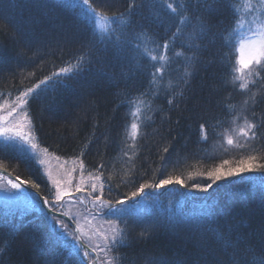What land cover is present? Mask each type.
Instances as JSON below:
<instances>
[{"label": "trees", "instance_id": "16d2710c", "mask_svg": "<svg viewBox=\"0 0 264 264\" xmlns=\"http://www.w3.org/2000/svg\"><path fill=\"white\" fill-rule=\"evenodd\" d=\"M59 2L0 0V93H10L14 97L19 90L31 87L45 75L71 63L78 54L80 45L74 42L63 46V52L53 45L54 51L44 50L46 54L33 56L38 40L47 28L42 6ZM91 2L104 17L124 13L123 19L128 22L126 31L141 37L135 41L141 45V49L139 52H129V61L123 68L104 67V71L115 75L116 83L98 74L96 68L101 66L96 65L91 72L65 81L62 86L32 102L30 110L37 126L34 134L40 136L42 146L49 147L50 152L67 160L69 167L80 151H85L83 158L89 170L103 163L105 184L110 179L113 186L111 195L106 186L105 199H115L134 190L140 178H163L161 173L179 176L190 189L192 183L208 180L197 173L216 167L224 160L235 167L240 159L257 155V163H264V140L248 142L244 135L249 125L257 124L259 118L264 116V73H253L246 75L244 80L232 81L230 67L214 59L216 47L209 46V50L203 54L205 63L191 77L190 86L183 90V100L178 106L175 103L168 105L169 93L181 91L176 84L183 75L184 61L175 56V52L181 50L180 46L170 45L168 59L163 61H152L149 55L143 53V38H147L150 41L147 45L150 55L160 57L164 54V49L157 45H162L171 31H175V25L179 24V18L171 15L164 5L172 4L179 8L180 4L186 5L189 0H135L131 15L127 9L132 0H105L104 4L100 0ZM232 2L238 13L236 18L248 20L244 11L246 0ZM252 2L255 4L258 0ZM56 11L65 20L75 19L79 15L78 9L70 7H58ZM218 19L230 23L232 14L225 12ZM169 28L171 31H166ZM21 49H24L25 55H19ZM161 66L164 68L163 78L158 76L152 82L151 72ZM30 72L35 75L24 79ZM225 80L229 81L227 86L224 85ZM243 83L247 84V88L240 87ZM5 95H0V102ZM137 106L141 111L136 122L141 124V128L133 141L131 113ZM5 114L0 111V115ZM201 124L205 125L204 133L200 131ZM258 132L264 133V129H258ZM166 145L171 147L168 153H163L162 148ZM124 151L128 152L127 156L123 154ZM0 166L22 179L29 176L37 179V182L45 179L44 175H40L42 167L37 168L14 151L0 155ZM49 167L54 174L59 171L54 158L50 159ZM74 175V182H77L79 172ZM130 176L136 182L124 186L121 181H127ZM85 179L87 182V175ZM232 179L237 186L240 185V177ZM218 183L219 187L214 185L207 193L196 190L189 192L188 198L183 201L185 212L191 211L195 203L213 202L217 208L213 227H219L225 233L232 229L233 239L237 235L245 237L257 249L259 256L261 237L264 236V187L256 182L239 191H232L223 182ZM180 192V186L172 184L157 190L153 199L161 202L172 197L179 199ZM75 196L85 203L88 198L80 193ZM85 203L74 199L66 210L86 215ZM154 211L146 210L145 215L151 217ZM0 224L7 225L0 227V247H5L0 254V264H67L69 259L71 264H76L75 258L68 257L62 242L52 234L50 225L39 212L20 216L12 202L5 207L2 193ZM79 227L90 233L91 229L103 230L107 225L103 220L89 218L88 221L80 219ZM139 231L140 226H133L130 245L119 250L120 254H124L125 264L132 261L145 264L148 256L175 264L177 260L191 257L197 252L196 240L182 229L177 234L161 227L146 241L135 239ZM204 239L213 248L221 247L211 232H207Z\"/></svg>", "mask_w": 264, "mask_h": 264}, {"label": "snow or ice", "instance_id": "6c2138e0", "mask_svg": "<svg viewBox=\"0 0 264 264\" xmlns=\"http://www.w3.org/2000/svg\"><path fill=\"white\" fill-rule=\"evenodd\" d=\"M100 2L104 4L105 0ZM134 4L135 0L129 4L127 9L129 15ZM58 7L78 9L79 15L75 19L65 20L57 14ZM164 7L171 15L179 18V24L175 25V31L167 29L166 31H171V35L162 45H157L164 49L163 55L160 57L150 55L147 46L150 41L147 38H143V53L149 55L152 61H163L168 59L167 51L170 45L180 46L181 50L175 52V56L181 57L184 61L183 75L176 84L181 91L173 90L169 93L168 105L175 103L178 106L183 100V90L190 86L191 77L197 73L199 66L205 63L203 54L209 50V46L216 47L214 59L230 67L232 81L244 80L246 75L253 73H264V0H258L255 4L252 0H246L244 11L249 17L248 20L236 18L238 13L232 0H189L188 4H180L179 8L173 7L172 4H165ZM42 8L47 28L39 38L33 56L46 54L44 50L54 51L53 45L61 52L63 46L74 42H78L80 47L71 63L45 75L31 87L19 90L14 97L10 93L7 95L0 93L5 95L0 102V111L6 113L0 115V155L6 151H14L30 160L37 168L42 167L40 175L45 176L42 182H37V179L31 176L21 179L19 175L8 173L6 168H0V193L4 194L5 207H9V202H12L20 216L33 211L39 212L50 225L52 234L62 242L68 257L75 258L76 264H125L124 254H120L119 250L130 245L133 239L132 228L136 225L140 226V231L135 237L137 241L151 239L161 227L177 234L178 230L182 229L189 237L195 239L197 252L191 257L177 260L175 264H264V236L261 237L258 256L257 249L250 245L245 237L237 235L233 239L232 229L225 233L219 227H213L217 215V208L213 202L195 203L189 212H185L183 203L189 192L196 190L207 193L214 185L219 187L218 182H223L225 187L232 191H239L256 182L264 187V163H257V155L240 159L235 167L224 160L216 167L197 173L199 176H206L208 180L204 183L194 182L190 189L179 176L161 173L163 178L158 180L140 178L134 190L115 199H105L106 186L109 195L113 186L110 179L108 184H105L103 163L89 170L83 158L85 151H80L72 159L69 167L67 160L50 152L49 147L42 146L40 136L34 134L37 132V126L30 110L32 102L62 86L65 81L91 72L96 65L101 66L96 68L98 74L107 76L110 81L116 83L115 75L104 71V67L123 68L129 61V52H139L141 49V45L135 43L141 37L130 35L126 31L128 22L123 19L124 13H113L112 17H104L91 0H60L58 4L43 5ZM225 12L232 14L230 23L218 19ZM225 49L228 51H224ZM19 55H25L24 49H21ZM163 74V66L156 67L150 74L152 82H155L158 76L163 78ZM34 75V72H30L24 79ZM228 83L229 81H224L225 86ZM240 87L247 88V84L243 83ZM152 95L155 96V93ZM140 111V107L137 106L131 113L133 122L130 123V129L133 141L140 134L141 124L136 122ZM253 115L255 116V113ZM258 129H264V116L259 118L257 124L248 126L244 132L246 141L264 140V133L258 132ZM200 131L202 133L206 131L204 124L200 125ZM228 142L232 143L231 140ZM170 147L171 145L164 146L162 152L168 153ZM123 154L127 156L128 152L124 151ZM51 158L57 161L59 171L56 174L49 167ZM161 159L164 160V157ZM77 171L79 179L74 182V174ZM244 173L260 175L245 177ZM233 177H240L239 186L234 183ZM135 182L131 176L127 181H121L124 186ZM172 184L180 186L181 198L172 197L165 202L153 199L157 190ZM116 187L119 188L120 185ZM76 193L86 194L88 197L86 203L80 201L79 196H75ZM74 199L76 202L85 203L86 215L66 210L67 205ZM153 209L155 211L151 217L145 215L146 210ZM89 218L103 220L107 227L103 230L91 229V234L86 233L83 227H79V223L80 219L88 221ZM5 226L7 225L0 224V227ZM11 232L10 228V234ZM207 232L214 235L221 247L217 249L208 245L204 239ZM4 251L5 247H0V254ZM67 264H71V259ZM145 264L169 262L163 258L148 256Z\"/></svg>", "mask_w": 264, "mask_h": 264}, {"label": "water", "instance_id": "95a60500", "mask_svg": "<svg viewBox=\"0 0 264 264\" xmlns=\"http://www.w3.org/2000/svg\"><path fill=\"white\" fill-rule=\"evenodd\" d=\"M0 168H2V167H0ZM7 172L10 173L11 175H15L14 173L10 172L9 170H7Z\"/></svg>", "mask_w": 264, "mask_h": 264}, {"label": "rangeland", "instance_id": "374dc122", "mask_svg": "<svg viewBox=\"0 0 264 264\" xmlns=\"http://www.w3.org/2000/svg\"><path fill=\"white\" fill-rule=\"evenodd\" d=\"M135 111V110H134ZM140 114V113H139ZM3 194V193H2ZM4 195V194H3ZM69 205H67V207H68Z\"/></svg>", "mask_w": 264, "mask_h": 264}]
</instances>
